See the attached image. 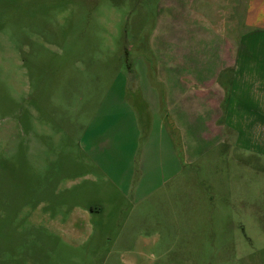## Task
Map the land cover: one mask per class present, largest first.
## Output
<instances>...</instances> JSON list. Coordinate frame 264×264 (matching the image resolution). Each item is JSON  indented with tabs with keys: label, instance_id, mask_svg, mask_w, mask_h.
<instances>
[{
	"label": "rangeland",
	"instance_id": "obj_1",
	"mask_svg": "<svg viewBox=\"0 0 264 264\" xmlns=\"http://www.w3.org/2000/svg\"><path fill=\"white\" fill-rule=\"evenodd\" d=\"M185 3L0 0V264H264V131H183L185 161L171 135L146 195L88 151L120 76L143 63L162 94L150 42Z\"/></svg>",
	"mask_w": 264,
	"mask_h": 264
},
{
	"label": "crops",
	"instance_id": "obj_2",
	"mask_svg": "<svg viewBox=\"0 0 264 264\" xmlns=\"http://www.w3.org/2000/svg\"><path fill=\"white\" fill-rule=\"evenodd\" d=\"M180 7V14L165 12L158 20L163 28L150 42L160 57L150 66L163 81L162 94L147 79L153 68L140 63L128 80L119 77L113 112L105 110L103 123L93 128L97 133L88 134V151L125 193L134 185V192L148 194L160 169L175 167L176 134L185 161L190 147L183 131H205L214 147L237 124L264 131V0H187Z\"/></svg>",
	"mask_w": 264,
	"mask_h": 264
}]
</instances>
